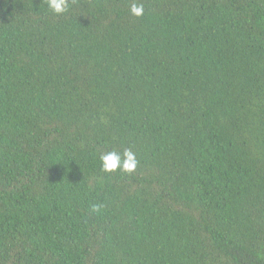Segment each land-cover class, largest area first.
Masks as SVG:
<instances>
[{
	"label": "trees",
	"instance_id": "obj_1",
	"mask_svg": "<svg viewBox=\"0 0 264 264\" xmlns=\"http://www.w3.org/2000/svg\"><path fill=\"white\" fill-rule=\"evenodd\" d=\"M132 2L0 0V264H264V0Z\"/></svg>",
	"mask_w": 264,
	"mask_h": 264
},
{
	"label": "clouds",
	"instance_id": "obj_2",
	"mask_svg": "<svg viewBox=\"0 0 264 264\" xmlns=\"http://www.w3.org/2000/svg\"><path fill=\"white\" fill-rule=\"evenodd\" d=\"M48 9L56 14L62 15L68 9L69 0H45ZM144 5L143 3L134 0L130 5V14L137 18L144 15ZM100 171L103 174H113L117 172H122L125 174H132L138 164L135 152L131 149H126L122 153L115 150L109 151L105 154L100 155ZM98 205H93V211H97Z\"/></svg>",
	"mask_w": 264,
	"mask_h": 264
}]
</instances>
